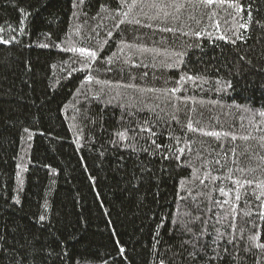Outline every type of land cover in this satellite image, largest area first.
Returning <instances> with one entry per match:
<instances>
[{
  "label": "trees",
  "instance_id": "1",
  "mask_svg": "<svg viewBox=\"0 0 264 264\" xmlns=\"http://www.w3.org/2000/svg\"><path fill=\"white\" fill-rule=\"evenodd\" d=\"M133 2L0 0V264H264V0Z\"/></svg>",
  "mask_w": 264,
  "mask_h": 264
},
{
  "label": "snow or ice",
  "instance_id": "2",
  "mask_svg": "<svg viewBox=\"0 0 264 264\" xmlns=\"http://www.w3.org/2000/svg\"><path fill=\"white\" fill-rule=\"evenodd\" d=\"M81 2H83V0H81ZM125 2H126V0H121V7H124ZM201 2L203 4H206V5H211L214 3V0H201ZM221 2H223V0H221ZM134 4H135V0L133 2V5H131V6H134ZM121 23H123V21H121ZM116 26L119 27V25H116ZM242 27H243V25H242ZM168 31H171V29H168ZM0 43H8V41L0 39ZM72 51L73 52H79V53H81V55H84V53H85V50L83 48L72 49ZM96 55H97L96 52H91V51L87 52V57H91L93 60L96 58ZM188 79H193V78L188 77ZM188 127H189V130L195 131V129L192 128L191 124H189ZM119 135L121 138L124 137V133H119ZM206 135L219 137L221 134L217 133V132H209V133H206ZM157 147H159V145H157ZM121 251H123V249H121Z\"/></svg>",
  "mask_w": 264,
  "mask_h": 264
}]
</instances>
